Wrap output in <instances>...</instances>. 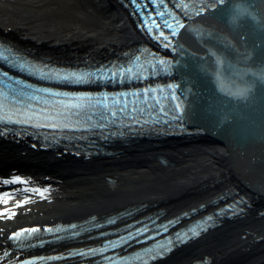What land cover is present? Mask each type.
<instances>
[{"label":"bare ground","instance_id":"obj_1","mask_svg":"<svg viewBox=\"0 0 264 264\" xmlns=\"http://www.w3.org/2000/svg\"><path fill=\"white\" fill-rule=\"evenodd\" d=\"M0 34L68 59L116 55L151 42L139 18L120 0H0ZM1 140L0 257L17 252L12 250L13 237L26 229L140 207L146 213L184 218L223 204L240 186L228 161L188 140L142 139L113 146L120 150L114 155L92 159L11 137ZM15 161L22 169L7 168ZM32 189L48 191L41 195ZM205 259L211 264H264V215L251 213L222 224L158 264H197Z\"/></svg>","mask_w":264,"mask_h":264},{"label":"water","instance_id":"obj_2","mask_svg":"<svg viewBox=\"0 0 264 264\" xmlns=\"http://www.w3.org/2000/svg\"><path fill=\"white\" fill-rule=\"evenodd\" d=\"M231 0H229V3ZM257 6L264 10V0H257ZM228 5L216 10L211 18L205 23L226 27L225 17ZM182 30L178 33L181 35ZM182 36V35H181ZM184 36V35H183ZM182 36L183 40L184 37ZM237 44L254 51L250 61L255 67L264 64V31L257 30L251 21H245L243 26L233 34ZM188 42V41H186ZM216 46L219 50L227 52L233 60L236 53L230 49H223L215 41H207ZM183 54L187 57L179 58L181 67L174 70L176 79L182 80L179 83V97L186 103L187 116L196 125H201L213 134H218L224 145L213 139H206L204 136L188 141L194 147L205 149L215 157L228 161L236 178L242 180L246 175L255 173L260 177L264 176V85L258 84L252 99L245 104H233L217 93L216 87L211 79L202 74L199 65L202 60L199 56H193L189 49L198 53H205V49L197 43L191 42L183 48ZM187 51V52H186ZM191 55V57H189ZM227 113L232 117L230 122L221 124V116ZM2 141V140H1ZM23 165L12 164L9 169H22ZM245 172V173H244Z\"/></svg>","mask_w":264,"mask_h":264},{"label":"clouds","instance_id":"obj_3","mask_svg":"<svg viewBox=\"0 0 264 264\" xmlns=\"http://www.w3.org/2000/svg\"><path fill=\"white\" fill-rule=\"evenodd\" d=\"M220 5H228L225 24L226 27L207 24L194 20L187 25L186 31L195 42L203 47L205 53H198L189 49L193 56H199L202 63L199 70L208 76L217 93L233 104L248 103L256 92L258 84L264 85V64L251 66L250 61L254 51L237 44L233 34L237 32L245 21H251L257 30L264 31V10L257 6V0H211ZM210 7L208 11H212ZM179 36V33H177ZM207 41H215L223 49H230L236 53L233 60L227 52L219 50L216 46ZM181 47L186 45L181 44ZM232 117L227 113L221 116V124L230 122Z\"/></svg>","mask_w":264,"mask_h":264},{"label":"snow or ice","instance_id":"obj_4","mask_svg":"<svg viewBox=\"0 0 264 264\" xmlns=\"http://www.w3.org/2000/svg\"><path fill=\"white\" fill-rule=\"evenodd\" d=\"M133 2L136 3V2H138V0H133ZM183 7H184L185 9H187V8L189 7V5H188V4H184ZM204 7H205V8L208 7V4L205 3ZM196 14H197V15H201V14H202V11H198ZM158 15H160L161 17H163V16L165 15V13L160 12V13H158ZM146 27H147L148 31H152V27L160 28L161 25L158 24V23H156L155 21H153L152 26H147V25H146ZM163 27H167L168 29H170V30L172 31V35L175 36V35L178 33V31H179L180 29H184L186 26H185L183 23L177 21V22H176V27L174 28V27H173V24H172L171 22L165 20V21H164V24H163ZM159 35H160L161 37H163V36H164V33H163V32H160ZM165 39H166V37H165ZM160 63L163 64L164 61H160ZM128 71H129V72H132V69H129ZM89 75H91V74H77V73H68V74H64V75H61V74H59V73L56 74V76H57L58 79L69 80V81H75V82H77V83L88 82V76H89ZM153 91H154V90H153ZM147 94H148V90L145 91V95H146V96H147ZM73 99H75L76 101H79V102H83V101H92L94 98H93V97H90V96H77V97H73ZM104 99L107 100V97H104ZM97 102L99 103V101H97ZM83 106H84V105H83L82 103H76V104L72 105V107H75V108H80V107H83ZM113 115H115V113H113ZM2 118H3L5 121H8V120H11V119H12V117L9 116V115H7V114H5ZM19 122L27 123L28 120L25 119V120H23V121H19ZM53 126H54V125H53ZM32 191H39L40 194L43 195V192L48 191V190L45 189V190L41 191V190H38V189H32ZM13 215H14V213H13ZM25 231H26L29 235H31V233H33V232H39L40 230H39V229H36V228H33V229L25 230ZM47 231H50V232H51V231H53V229H48ZM55 231H60V229H56ZM192 235H193V236L199 235V232L193 230ZM21 237H22V233L17 232V233L15 234V236L13 237V239H20ZM23 238H24V239H27L28 237L25 236V237H23ZM101 251H102V250H101ZM5 255H7V254H5ZM26 264H31V262H26Z\"/></svg>","mask_w":264,"mask_h":264},{"label":"rangeland","instance_id":"obj_5","mask_svg":"<svg viewBox=\"0 0 264 264\" xmlns=\"http://www.w3.org/2000/svg\"><path fill=\"white\" fill-rule=\"evenodd\" d=\"M14 164H18V161H15V162H13ZM20 165H23V164H20ZM7 168H8V166H7ZM9 172H11V171H9ZM4 175V174H3ZM5 176V175H4ZM7 176V175H6Z\"/></svg>","mask_w":264,"mask_h":264}]
</instances>
